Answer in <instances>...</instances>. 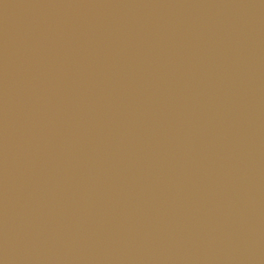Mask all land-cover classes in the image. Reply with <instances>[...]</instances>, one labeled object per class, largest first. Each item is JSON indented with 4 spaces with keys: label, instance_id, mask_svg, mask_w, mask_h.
<instances>
[{
    "label": "water",
    "instance_id": "1",
    "mask_svg": "<svg viewBox=\"0 0 264 264\" xmlns=\"http://www.w3.org/2000/svg\"><path fill=\"white\" fill-rule=\"evenodd\" d=\"M0 264H264V0H0Z\"/></svg>",
    "mask_w": 264,
    "mask_h": 264
}]
</instances>
